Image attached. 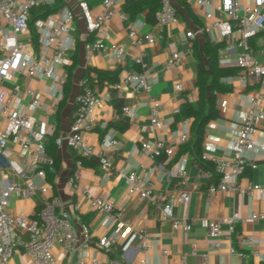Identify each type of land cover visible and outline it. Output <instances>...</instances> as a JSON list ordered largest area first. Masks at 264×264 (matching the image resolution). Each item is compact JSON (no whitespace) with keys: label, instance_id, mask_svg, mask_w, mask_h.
<instances>
[{"label":"crops","instance_id":"0c3cea01","mask_svg":"<svg viewBox=\"0 0 264 264\" xmlns=\"http://www.w3.org/2000/svg\"><path fill=\"white\" fill-rule=\"evenodd\" d=\"M76 0H61L63 4L76 8ZM125 1V0H122ZM174 1V0H173ZM98 1H94L95 5ZM179 15V23L163 29L162 40L153 45L141 47L142 60L145 64L144 73L150 84V95L161 103V126L154 128L150 124L149 109L146 105L147 95L139 91L126 89L115 90L105 80L97 82L95 71L113 72L118 70L117 78L138 67L134 64V56L138 49L130 45V42L121 29L118 21H113V40L124 45V52L116 57L112 52L91 58V63L86 61L85 46L91 41L87 35L81 19H76L73 27L74 43L72 49L65 54L67 65L64 72H70V91L65 100H61L58 109L50 112L48 109L47 89L48 80L26 78L23 74H15L12 81L3 82L10 88L14 83L20 87L29 86L41 95V106L34 115L38 120H45L50 128L56 131V136L66 135L70 129L71 114L76 96L83 87L94 88L101 103L94 111L97 125L94 129L84 134L86 141L93 147L97 154L105 155L111 162L112 168L104 171L100 164L96 167L76 165L72 162V155H78L66 146L56 147V156L59 160V169L49 182L48 197L57 198L66 211L71 213L72 222L80 233L82 226L89 231V242L82 243V238L73 244L74 251L71 264H74L78 251L83 249L88 257H96L103 264H138L140 259H145L148 264H181L184 256L185 264H264V220H252V213L264 215V199L258 195H248L233 191L216 192L207 195L208 180L200 175L210 171L212 164L209 160L217 157L230 159L232 157L236 130L238 129L244 114L250 106V98L259 92V85L255 82L242 83L235 79L241 74L236 67H221L231 69L221 74L211 85L213 100L217 116L209 119L202 129V137L198 141L196 130L191 118L188 124L183 125L182 120H176L175 114L181 105L188 102L194 104L198 99L195 87V73L198 56L206 63L202 53L205 40L209 41L206 34H199L193 41V50L190 53L185 45L181 44L183 33L187 28L202 27L201 13L187 4L189 12L184 6L174 1ZM137 17L145 21V14ZM146 22V21H145ZM147 23L143 31L150 30ZM210 42V41H209ZM176 45L181 56L180 65L172 70H165L164 65L169 56L168 46ZM212 43V42H211ZM255 50L254 59L264 62V34H259L251 39ZM223 48L218 51L217 58L223 54ZM74 61V62H73ZM217 62V60H216ZM85 72L93 80L91 84H85L87 78ZM181 85V90L175 89L176 84ZM25 99H22V106ZM128 107L130 115L123 113L122 109ZM264 111V98L260 103ZM177 111V112H175ZM187 134L184 143L179 142V136ZM105 138L116 141L114 147L103 146ZM163 141L173 147L174 154L170 157L161 155L155 158H147L140 151L142 142ZM256 149L246 153V158L254 162L255 169L246 168L239 177V184L244 187L248 182L264 186V121H261L254 134ZM8 148L11 151L9 161L0 159V175L9 178L16 183H23V176L27 174L26 164L20 154L18 142L10 140ZM54 159V158H53ZM97 159V158H93ZM198 160L202 166H197ZM55 161V159H54ZM15 167H12L10 163ZM180 163L187 171L189 178L185 184L181 183L175 172V166ZM77 169L78 190L67 183L72 170ZM22 173H24L22 175ZM134 173L139 179L153 184V196L162 203L172 202V211L175 218L186 217L191 224V229L185 232L181 229L174 230L170 222H163L161 211L153 204L138 199L135 195L126 193L124 176ZM200 175V176H198ZM189 192L190 200L183 207L179 200L180 189ZM87 189L91 196L103 197L110 200L122 212L123 220L129 222L134 232L142 230L148 234L149 248L146 252L137 249V239L132 232L124 237H118L116 242L106 251L96 248V241L101 236H109L116 229L113 220L103 221L102 215L89 208L88 197L82 195L79 190ZM41 197L34 195L28 199L13 198L8 206L12 215H24L33 217L40 207ZM78 206V211H73V205ZM237 214L240 221L235 226V233L230 240L221 235L219 242L221 247L211 248V240L206 229L202 226V220H211ZM78 217V220L75 219ZM224 233L226 226L222 225ZM248 237H252L257 243L256 256L251 252V247H246ZM196 250L192 251V246ZM232 247L235 253H230ZM165 252V254L162 253ZM55 264H66L67 258L60 245L55 246ZM206 256V259H204ZM8 264H37L23 252L15 253Z\"/></svg>","mask_w":264,"mask_h":264},{"label":"built area","instance_id":"2783aa9c","mask_svg":"<svg viewBox=\"0 0 264 264\" xmlns=\"http://www.w3.org/2000/svg\"><path fill=\"white\" fill-rule=\"evenodd\" d=\"M76 8L67 4L42 17L32 20V10L52 7L55 0H0V159L9 161L11 151L8 148L10 140L18 142L20 154L26 164L27 176L24 174L23 183L19 184L0 175V264H8L15 253L23 252L37 264H55L54 248L60 245L67 258L66 264H71L73 253H76L73 244L82 238V243L89 242V231L82 226L77 232L72 222L71 213L66 211L57 198L48 197L50 190L47 181V172L54 173L55 161L45 148L48 136L53 134L45 120L36 119L34 113L41 106V95L29 86L20 87L13 84L5 87L3 82L12 81L15 74H23L26 78L39 81L48 80L47 89L48 109L54 112L58 109L63 97L67 65L65 54L73 46V27L76 19H81L86 33L91 41L85 46L86 61L91 63L94 55L100 56L112 52L120 57L124 52V45L113 40V21L116 20L125 32L130 45L138 49L134 56V64L138 70L121 74L112 84L115 90L139 91L147 95L146 105L149 109L150 124L160 128L161 103L150 95V84L144 73L145 64L142 60L143 45H153L162 40L163 29L179 23V15L173 0H159L158 8L152 15L153 23L150 30L144 32L147 23L136 17L129 20L122 9V0H99L95 5L87 0H76ZM187 4L201 13L202 27H191L184 31L181 44L191 53L193 41L199 34H206L212 43H226L223 54L217 58L221 67H236L241 74L235 77L242 83L255 82L259 85V92L250 98V106L243 116L241 124L236 130L232 157L222 159L201 156L202 160H209L212 168L207 172H200L208 180L207 195L216 192L233 191L242 194L258 195L264 199V186L248 182L244 187L239 184V177L246 168L255 169L257 165L246 158L247 152L255 151L254 134L257 125L264 121V111L260 108L264 98V62L254 59L255 50L251 39L264 34V0H186ZM35 36V39L33 37ZM169 56L164 69L169 71L177 68L181 63V56L176 45L168 46ZM259 53L264 54V50ZM177 91L181 85H175ZM22 99L25 105L22 106ZM101 98L94 88L83 87L76 96L71 114L69 132L66 135L53 139L56 147L66 146L84 160L97 158L100 168L109 171L112 168L110 160L102 154H97L86 141L84 134L97 125L94 111L99 107ZM123 113L130 115V109L124 107ZM177 112V111H175ZM188 124V119L181 121ZM187 134L179 136V142L184 143ZM116 141L105 138L103 146L114 147ZM140 151L147 158L161 155L170 157L174 154L173 147L161 140L142 142ZM10 165L15 167L11 162ZM76 165H81L76 162ZM1 168V167H0ZM175 172L181 183L185 184L189 178L184 166L178 163ZM198 175V176H200ZM79 174L77 169L72 170L67 183L78 190ZM126 193L135 195L140 200L153 203L161 211L163 222H170L174 230L181 229L188 232L191 229L186 217L175 218L172 211V202L162 203L153 196V184L139 179L134 173L124 176ZM79 192L87 196L89 208L102 215L103 221L116 222L115 231L109 236H101L95 245L99 251L108 250L118 239L134 233L138 242L137 249L146 252L149 248L148 234L142 230L134 232L129 222L123 220L122 212L108 199L91 196L87 189ZM34 195L41 197L40 207L33 217L12 215L8 206L13 198L28 199ZM179 200L186 207L190 195L185 189H180ZM73 211L78 206L73 205ZM78 220V217L75 216ZM252 220H264V215L252 213ZM240 221L237 214L231 216L202 220L211 240V248L221 247L219 238L225 235L230 240L235 233V226ZM226 226L223 233L221 226ZM246 247L258 255V243L248 237ZM196 246H192V251ZM230 253H235L232 247ZM165 254L164 251H162ZM206 259V256H204ZM184 263V256L181 258ZM74 264H103L96 257H88L83 249L75 256ZM133 264V263H126ZM138 264H148L140 259Z\"/></svg>","mask_w":264,"mask_h":264},{"label":"trees","instance_id":"16d2710c","mask_svg":"<svg viewBox=\"0 0 264 264\" xmlns=\"http://www.w3.org/2000/svg\"><path fill=\"white\" fill-rule=\"evenodd\" d=\"M91 5L94 1L98 0H87ZM180 5L184 6L185 9L189 12V7L187 6L186 0H174ZM63 3L61 0H55V4L52 7H44L39 9L32 10V20L37 17L45 16L46 14L52 12L59 8ZM159 0H125L122 4L123 11L127 14L129 20H133L139 14H145V21L148 23L152 22V15L154 11L158 8ZM35 39V36L33 34ZM223 48V43H211L205 40L202 46V53L206 58V63L202 60L201 56H198L196 63V73H195V87L198 92V99L194 104L184 103L180 106L178 112L175 114V119L182 120L184 118H191L193 122L194 129L196 130V138L199 141L202 137V129L209 119H213L217 116V111L215 109V104L212 94V84L217 80V78L231 70L228 68H220L217 66V56L218 51ZM74 62V61H73ZM96 75V81L105 80L107 84L112 85L117 80L118 70L113 72H99L93 71ZM85 77L87 78L85 84H91L92 79L88 76V72H85ZM70 91V72L67 70L66 82L63 89L62 100L68 96ZM62 103V102H61ZM60 103V104H61ZM56 131L46 140V151L47 153L55 159V168L54 172L59 169V160L56 156V148L53 144V139L56 136ZM197 166H202V162L198 160ZM72 162H79L82 166L96 167L98 165L97 159L84 160L80 156L73 154ZM55 173L47 172V180L50 182Z\"/></svg>","mask_w":264,"mask_h":264},{"label":"rangeland","instance_id":"374dc122","mask_svg":"<svg viewBox=\"0 0 264 264\" xmlns=\"http://www.w3.org/2000/svg\"><path fill=\"white\" fill-rule=\"evenodd\" d=\"M65 1H69V0H65Z\"/></svg>","mask_w":264,"mask_h":264}]
</instances>
